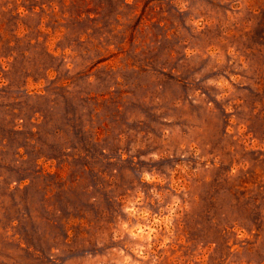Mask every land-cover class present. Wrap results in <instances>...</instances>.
<instances>
[{
    "label": "rangeland",
    "instance_id": "obj_1",
    "mask_svg": "<svg viewBox=\"0 0 264 264\" xmlns=\"http://www.w3.org/2000/svg\"><path fill=\"white\" fill-rule=\"evenodd\" d=\"M0 264H264V0H0Z\"/></svg>",
    "mask_w": 264,
    "mask_h": 264
}]
</instances>
